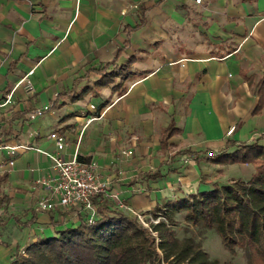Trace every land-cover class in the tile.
Instances as JSON below:
<instances>
[{
  "label": "crops",
  "instance_id": "0c3cea01",
  "mask_svg": "<svg viewBox=\"0 0 264 264\" xmlns=\"http://www.w3.org/2000/svg\"><path fill=\"white\" fill-rule=\"evenodd\" d=\"M201 2L0 0V101L32 68L36 87L0 110V141L30 147L0 151V264L54 236L68 215L79 220L71 208H37L41 179L55 176L46 154L57 152L52 132L65 137V158L96 161L111 192L143 213L242 178L243 168L251 174L242 179L252 176V164L214 159L264 144V108L256 112L264 0ZM47 104L50 112L25 122ZM185 155L190 162L180 163Z\"/></svg>",
  "mask_w": 264,
  "mask_h": 264
},
{
  "label": "trees",
  "instance_id": "16d2710c",
  "mask_svg": "<svg viewBox=\"0 0 264 264\" xmlns=\"http://www.w3.org/2000/svg\"><path fill=\"white\" fill-rule=\"evenodd\" d=\"M256 92L260 96L256 112L262 113L264 76ZM175 131L174 126L164 130L162 147L168 148ZM214 160L252 164L254 172L249 179L213 183L208 191L166 200L151 211L162 219L149 227L111 198L100 196L95 200V220L80 213L78 223L39 238L15 254L11 264H219L193 239L178 238L174 227L180 213L191 225L216 229L225 248L248 249L252 264H264V144H242ZM59 212L64 217L67 213Z\"/></svg>",
  "mask_w": 264,
  "mask_h": 264
},
{
  "label": "built area",
  "instance_id": "2783aa9c",
  "mask_svg": "<svg viewBox=\"0 0 264 264\" xmlns=\"http://www.w3.org/2000/svg\"><path fill=\"white\" fill-rule=\"evenodd\" d=\"M202 0H196L197 3H202ZM35 73V68L30 69L23 77L14 85V87L7 93V95L0 101V110H5L15 103V93L19 89H23L25 96L31 98L36 94V87L32 80ZM51 104L37 107L25 113V122L33 121L50 112ZM236 127L232 126L227 131L230 136L235 132ZM30 135H39L37 131H33ZM48 138L55 141L57 152L46 153L53 161V168L55 170L54 177H44L40 184L43 187L44 193L37 202V208L40 211H53L56 209L76 210L74 217L79 218L80 213H86L89 221L95 220L97 216V209L95 207V200L100 197H108L114 200L120 208L128 210L137 216L138 220L144 226L149 227L146 215L138 213L132 207H129L119 195L111 192L110 179H103L99 166L96 161H82L78 156L70 159L65 158L61 153L66 146V139L57 132H52ZM6 148L9 155H14L19 149H30L26 145L6 146L0 141V151ZM216 156L214 151L209 152L206 157L212 158ZM188 156H183L180 163L187 164L190 162ZM11 166L14 161L10 162ZM146 219V220H145ZM146 221V222H145ZM154 222V221H153ZM158 222V221H157Z\"/></svg>",
  "mask_w": 264,
  "mask_h": 264
},
{
  "label": "rangeland",
  "instance_id": "374dc122",
  "mask_svg": "<svg viewBox=\"0 0 264 264\" xmlns=\"http://www.w3.org/2000/svg\"><path fill=\"white\" fill-rule=\"evenodd\" d=\"M239 166L242 167V165L240 164ZM243 169L241 171L242 178L249 177L251 174V170L249 169L251 168L246 167ZM70 210H66V211L69 212ZM72 212L75 213L76 210L72 209ZM137 212L143 213L141 211H137ZM143 214L146 215L145 217L148 220L147 222L149 225H151L153 221H154L153 223H156L157 221L162 219V218H155L152 212L143 213ZM74 221L78 223L77 220H72L70 218V215H68V217L65 218L66 224L70 225ZM177 221L178 222L176 223V226L174 228L176 230L178 238L180 240L186 238L193 239V241L196 242V244L200 245L206 252H208L211 261H216L219 264H252L251 255H250L251 253L249 252L248 249H244V248L239 249L238 247L235 250H229L225 248L222 244L221 238L216 229L210 230L202 225H198V226L191 225L185 220L184 213L178 214Z\"/></svg>",
  "mask_w": 264,
  "mask_h": 264
}]
</instances>
